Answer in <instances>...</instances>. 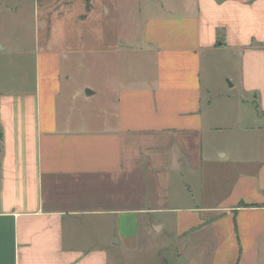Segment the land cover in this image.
<instances>
[{"label": "crops", "instance_id": "1", "mask_svg": "<svg viewBox=\"0 0 264 264\" xmlns=\"http://www.w3.org/2000/svg\"><path fill=\"white\" fill-rule=\"evenodd\" d=\"M44 4L34 84L0 80V264H143L133 257L163 252L172 264H264V152L211 149L204 112L218 84L209 64L240 56L238 85L264 133V0L152 17L139 52L110 34L107 0ZM68 22L86 30L68 34ZM12 39H0V72L2 57L30 55ZM85 57L95 71L75 83L64 60Z\"/></svg>", "mask_w": 264, "mask_h": 264}, {"label": "rangeland", "instance_id": "2", "mask_svg": "<svg viewBox=\"0 0 264 264\" xmlns=\"http://www.w3.org/2000/svg\"><path fill=\"white\" fill-rule=\"evenodd\" d=\"M198 2L199 0H107L111 14L105 24H109L110 34L115 38L121 36L131 38L126 41L128 44H123L126 49L139 52L143 47L145 24L148 19L172 13L183 14L188 8L187 4ZM44 8V0H0V39L6 42L8 38L13 37L12 42H7L9 47L12 45L15 51L30 52L26 57L22 55L2 57L4 70L0 72V80L8 83L9 87H15L16 82L22 83L24 80L26 84H34L33 70L37 56L31 53L39 50L42 53L44 38L48 33V29L45 30L43 26ZM165 8L169 12H164ZM57 27L60 30L58 32L56 30V33L61 34V27L59 25ZM62 29L68 30V34L73 36L80 34L81 29L86 30L76 22L72 24L68 22ZM138 58V54L131 56L133 66L138 63ZM8 65H12V68L6 70ZM93 65L92 57H85L81 64L76 62V58L72 64L64 60L65 67L71 66V81L79 84L91 77L95 71ZM242 67L240 56L229 57L227 54L215 64H209V73L218 82L212 88L211 109L208 107L209 92L205 90V116L215 127L210 146L211 149L229 151L235 157H239L237 153L239 149H243L245 151L243 158H256L260 161V154L264 152V133L257 123L259 110L254 94L238 85ZM232 83L235 86H232ZM137 258H141L143 264H172L173 261L169 252H163L156 259L152 258V253H145L133 257V261Z\"/></svg>", "mask_w": 264, "mask_h": 264}]
</instances>
